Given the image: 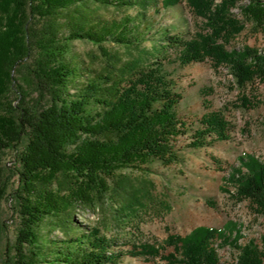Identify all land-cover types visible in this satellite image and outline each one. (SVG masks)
<instances>
[{
  "label": "trees",
  "instance_id": "obj_1",
  "mask_svg": "<svg viewBox=\"0 0 264 264\" xmlns=\"http://www.w3.org/2000/svg\"><path fill=\"white\" fill-rule=\"evenodd\" d=\"M182 1L200 21L193 34L149 17ZM101 9L122 15L106 19ZM247 24L264 32V0H0V210L9 189L4 156L27 139L16 169L18 185L10 193L20 224L5 261L120 264L126 254L120 244L99 226L77 223L75 211L98 208L111 192L132 211L140 192L128 188L120 170L179 163L181 136H188L191 148L231 139V123L221 110L205 112L195 126L182 119L183 96L171 67L208 60L215 70L227 68L242 93L234 106H258L261 100L245 91L264 82V50L230 48ZM77 39L97 44L107 65L76 63L69 54ZM106 41L132 56L123 60L107 51ZM24 85L37 93L31 102ZM225 182L233 200L248 201L264 219L263 159L240 155ZM44 225L61 229L64 238L44 236ZM242 237L235 222L201 225L186 235L170 234L161 246L134 244L127 255L160 256L168 264H264V233L259 242L242 243ZM225 247L233 251L232 261L221 260Z\"/></svg>",
  "mask_w": 264,
  "mask_h": 264
},
{
  "label": "rangeland",
  "instance_id": "obj_2",
  "mask_svg": "<svg viewBox=\"0 0 264 264\" xmlns=\"http://www.w3.org/2000/svg\"><path fill=\"white\" fill-rule=\"evenodd\" d=\"M137 10L132 9L133 12ZM100 14L109 19L115 15L121 16L122 12L101 9ZM152 15H155L158 23L171 28L175 25L179 31L189 34L194 33L200 22L185 1L159 15L150 11L149 17ZM146 45L150 47L151 41H147ZM244 45L264 50V32H255L247 24L246 29L232 41L230 48ZM102 46L123 60L132 56L112 41H106ZM70 52L69 56L82 65H85V60H90L95 67L103 68L110 61L97 44L87 39L72 41ZM171 69H174L173 75L183 96L179 105L182 119L195 126L205 112L221 110L231 123L232 137L211 146L191 148L187 146L188 136H181L178 141L181 156L179 163L166 166L154 161L142 171L132 168L120 170L119 174L129 182L128 188L140 192V201L132 211L121 207L120 195L115 192H111L98 208H77L74 215L77 223L99 226L120 244L118 248L126 253L120 264H168L160 256L150 259L132 257L127 255V250L142 242L161 246L170 234L186 235L201 225L224 227L228 222H235L242 228V243L250 238L259 242L264 233L263 217L253 211L248 201L233 200L228 192L233 188L225 182V177L237 165L240 155L252 153L264 160V82L245 91L252 100L259 99L261 103L255 107L239 108L234 103L240 102L242 93L233 86L227 68L215 70L210 61L206 60L183 67L174 64ZM203 89H206L205 93H202ZM23 90L28 92L30 102L36 98L37 93H32L30 87L24 85ZM49 100L45 99L46 106ZM26 143L27 139L24 138L17 148L7 150L4 156L9 189L0 210V223L3 225L0 264H9L5 261L6 254H11L17 238L20 215L10 193L18 185L16 169ZM207 200L215 205L207 203ZM40 231L54 240L64 238L59 228L44 225ZM172 250L169 247L165 253ZM219 255L223 261L233 259V251L228 247L220 249Z\"/></svg>",
  "mask_w": 264,
  "mask_h": 264
}]
</instances>
